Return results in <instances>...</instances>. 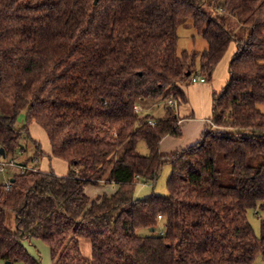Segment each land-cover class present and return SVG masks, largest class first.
<instances>
[{
    "label": "trees",
    "instance_id": "1",
    "mask_svg": "<svg viewBox=\"0 0 264 264\" xmlns=\"http://www.w3.org/2000/svg\"><path fill=\"white\" fill-rule=\"evenodd\" d=\"M94 1L0 0V97L11 109L0 115V148L4 159L36 168L16 173L8 189L0 182V261L42 264L25 247L39 241L52 264H264V216L258 234L247 219L264 214V0ZM186 20L207 48L178 55ZM231 44L228 80L213 94L218 130L161 155L163 138L181 136L167 101H185L180 85L189 78L211 81ZM44 158L62 161L66 175L42 170ZM166 165L167 196L137 198L138 184H154ZM111 183V194L85 193ZM80 240L89 241V258Z\"/></svg>",
    "mask_w": 264,
    "mask_h": 264
},
{
    "label": "crops",
    "instance_id": "2",
    "mask_svg": "<svg viewBox=\"0 0 264 264\" xmlns=\"http://www.w3.org/2000/svg\"><path fill=\"white\" fill-rule=\"evenodd\" d=\"M232 55V54H231ZM230 57V58H229ZM231 56H228L226 59H222L217 67L213 72V76L210 82H196L192 83L191 81L189 84L187 82L180 85V89L184 92L185 101L180 103L177 102L176 112L179 118L178 126L181 132V136L178 138L172 136H166L163 138L159 145V152L161 155H171L178 151L184 150L188 147H191L198 143L203 135L204 131L208 128L213 130H218L215 126L211 123V116H212V104H213V94L219 92L225 85L226 81L228 80V65L230 62ZM185 87V88H183ZM151 110V109H150ZM11 112L10 107L6 105L4 112L0 108V115L1 114H9ZM38 126L35 123L30 125V134H32L33 130L35 133V127ZM224 133H232L234 132L231 129L221 130ZM34 135V134H33ZM45 135V134H44ZM43 138V137H40ZM49 146V145H48ZM46 155L49 154V147L46 151H44ZM4 159V158H3ZM24 159L23 156H19L17 158L18 161H22ZM46 159V158H44ZM42 159L40 160L39 164H41ZM52 162V161H51ZM58 165L53 166L55 169ZM52 167V168H53ZM13 171L7 174V177L3 180L11 181L12 177L19 173L18 168L13 167ZM42 170H47L46 168L41 165ZM54 170V169H53ZM57 175L65 176L67 173V166L66 169L55 170ZM2 180V182H3ZM142 184V183H140ZM146 185V184H143ZM118 188L116 184H105V186H93L88 185L85 187L86 195L94 199L99 195L102 194H111L115 192ZM79 246L81 253L84 257L89 258L91 256V246L89 241L87 240H80ZM25 247L29 252V249H33L35 254L30 253L31 256L34 258H39L41 263V256L39 254V248L46 252V263L45 264H52L49 254V249L46 245L39 241H32L31 243H26ZM19 264V263H15ZM21 264V263H20ZM43 264V263H42Z\"/></svg>",
    "mask_w": 264,
    "mask_h": 264
},
{
    "label": "rangeland",
    "instance_id": "3",
    "mask_svg": "<svg viewBox=\"0 0 264 264\" xmlns=\"http://www.w3.org/2000/svg\"><path fill=\"white\" fill-rule=\"evenodd\" d=\"M227 23H228L229 28L233 34H235L237 36H240L242 34L240 25L238 24V22L234 18H231V17L228 18ZM177 36H178V42H177V54L178 55H180V53L183 51H187L188 53L192 54L195 52H202L205 48H207V44H206L205 40L201 37L200 34H197L195 32V30L192 27V23L190 20H186V21L179 24V26L177 28ZM233 50H234V45L231 44V46H230L228 52L226 53V55L224 56L223 60L226 59L228 56H231L232 52H234ZM197 62H198V60H197ZM190 81H191L190 78L188 80H186V82L188 84ZM207 82H210V81L207 80ZM183 86H185V83ZM185 87H183V88H185ZM6 105H8V107H9L8 102H6L4 99H2L0 97V108L2 109L3 112L5 110ZM158 105H163V104L161 103ZM153 109L155 112L154 114H156L157 116H163V111H162L163 107L160 106V107L156 108V105H155ZM260 109L262 112H264V106H261ZM23 123H24V114H20L19 117L17 118L16 126L19 127ZM35 129H36L35 131H38V132L35 133L33 130L31 137L40 144L41 149L44 152L49 147L46 136L44 135L43 131L39 128V126H36ZM40 137H43V138H40ZM22 144L27 147L28 153L33 152L34 145L32 142H30L29 140H24L22 142ZM138 151L142 155L148 154V151H147L143 142L138 143ZM49 164L52 167L55 165H58L56 169L54 167L52 168V169H54V171L55 170L59 171L62 168L66 169V165L62 161H59L56 159V160H53L52 162H48L47 159H42L41 165H43L44 168L48 169ZM28 166H31V165L29 164ZM13 170L14 169L9 168L8 173L13 171ZM170 172H171L170 166L169 165L164 166L159 177H158V179L156 180V182L154 184L153 183H147L146 185L138 184V186L136 187L137 189L135 191V193H136L135 196L137 198H145V197H148L152 194H156L159 196L166 197L168 194L167 189H166V181L170 175ZM6 177H7V173L6 174H0V182H2V180ZM100 186H105V184H100ZM261 216H264V214H262V213L260 214L257 211H255V212L249 211L247 213V219H248L249 223L251 224V226H252V228L256 234H258V232H259V221H260ZM8 227L11 230H14V228H15L13 215H10V217H9ZM163 230H164V227L162 224H159L158 227L156 228L157 234L162 232ZM149 232L150 231H148V230H139L137 233L139 235H148ZM29 252L32 254L33 253L35 254V251L33 249H29ZM39 254L41 256L42 263L45 264L47 261V260H45L46 255H47L46 252L39 248ZM0 264H6V262L0 261ZM253 264H263V262L261 259L258 258L253 262Z\"/></svg>",
    "mask_w": 264,
    "mask_h": 264
},
{
    "label": "built area",
    "instance_id": "4",
    "mask_svg": "<svg viewBox=\"0 0 264 264\" xmlns=\"http://www.w3.org/2000/svg\"><path fill=\"white\" fill-rule=\"evenodd\" d=\"M191 82L192 83H196V82H200V83H203L205 82V78L203 77H193L191 79ZM167 104L171 107H175L177 106V101L174 100V99H170L169 101H167ZM153 107V106H152ZM151 107V108H152ZM151 108H148V109H142V106L140 105H137L135 106L134 110L136 112H141V111H149ZM148 123L150 125H154V121L153 120H148ZM32 166V167H31ZM31 166H23L21 164H19L18 162H16L15 160H7V159H0V174H8V169L9 168H18L19 172L20 173H23L25 171H30V170H35V164L31 165ZM10 181L9 180H3L2 184L6 187V189H8L10 187ZM161 221V216H158V222ZM161 233V232H160Z\"/></svg>",
    "mask_w": 264,
    "mask_h": 264
},
{
    "label": "water",
    "instance_id": "5",
    "mask_svg": "<svg viewBox=\"0 0 264 264\" xmlns=\"http://www.w3.org/2000/svg\"><path fill=\"white\" fill-rule=\"evenodd\" d=\"M96 2H97V0L94 1L95 4H96ZM187 75H189V73H187ZM0 155L4 158L5 153H4V149L3 148H0ZM150 231L152 232L153 229H150ZM6 264H10V262H6Z\"/></svg>",
    "mask_w": 264,
    "mask_h": 264
}]
</instances>
